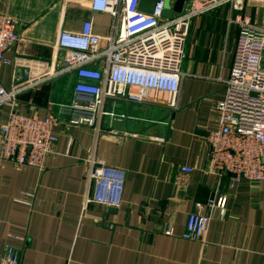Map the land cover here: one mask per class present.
Listing matches in <instances>:
<instances>
[{"label": "crops", "instance_id": "1", "mask_svg": "<svg viewBox=\"0 0 264 264\" xmlns=\"http://www.w3.org/2000/svg\"><path fill=\"white\" fill-rule=\"evenodd\" d=\"M249 5L252 19L264 21ZM0 14L17 22L20 38L0 71L8 90L35 78L26 61L63 66L61 31L81 32L93 20L95 32L105 36L112 23L78 0H0ZM237 16L225 6L191 22L177 111L167 106V94H153L157 103L108 101L106 111L115 118L104 117L100 131L69 127L64 107L74 98V72L41 76L21 91L16 106L0 111V128L12 110L62 120L53 129L55 153L41 169L3 159L0 147V264L8 247L21 255V264H264V182L233 187L228 176L204 173L207 137L220 126L215 108L226 99L239 35L231 20ZM91 161L124 173L118 208L84 205L93 193L86 181ZM27 194L34 195L32 205L19 202ZM220 194L229 196L227 217L214 213L202 240H185L196 204Z\"/></svg>", "mask_w": 264, "mask_h": 264}, {"label": "built area", "instance_id": "2", "mask_svg": "<svg viewBox=\"0 0 264 264\" xmlns=\"http://www.w3.org/2000/svg\"><path fill=\"white\" fill-rule=\"evenodd\" d=\"M142 1L78 0L88 3L94 14L112 18L108 33L97 34L93 20L85 21L81 32L61 31L57 47L66 52L63 66L57 69L56 61H26L35 78L9 90L0 82V111L16 106L21 91L41 82V76L53 79L69 72L77 77L73 101L64 107L69 127L100 131L104 117L115 118L106 111L108 101L157 103L153 94H167V106L177 111L190 24L200 15L227 6L238 14L231 23L238 25L239 35L231 75L225 81L226 99L215 108L220 126L207 137L204 173L228 176L233 187L243 181L264 182V26L247 13L251 0H184L180 13L174 12L178 0H156L151 13L140 9ZM167 10L173 11L171 18L164 16ZM16 26L13 18L0 14V71L10 64L6 53L20 41ZM61 124L56 115L41 120L10 111L0 128L2 158L21 168H43L56 150L58 139L53 129ZM89 167L86 181L93 186V193L85 198L84 205L118 208L125 189L124 173L95 161ZM181 172L192 174L193 169L181 167ZM33 198L27 194L19 202L32 205ZM228 200V195L220 194L197 203L183 238L202 240L214 213L222 219L227 217ZM166 234L171 235L172 230ZM1 264H21V255L8 247Z\"/></svg>", "mask_w": 264, "mask_h": 264}, {"label": "water", "instance_id": "3", "mask_svg": "<svg viewBox=\"0 0 264 264\" xmlns=\"http://www.w3.org/2000/svg\"><path fill=\"white\" fill-rule=\"evenodd\" d=\"M156 0H143L141 3V10L146 12V13H151V11L155 7ZM184 6V0H178V2L175 5L174 12L180 13L183 9ZM173 15V11L167 10L164 13V16L166 18H171Z\"/></svg>", "mask_w": 264, "mask_h": 264}, {"label": "rangeland", "instance_id": "4", "mask_svg": "<svg viewBox=\"0 0 264 264\" xmlns=\"http://www.w3.org/2000/svg\"><path fill=\"white\" fill-rule=\"evenodd\" d=\"M250 11L252 14H256L255 16H263L264 17V1L263 0H251L250 1ZM258 23L264 26L263 20H258Z\"/></svg>", "mask_w": 264, "mask_h": 264}]
</instances>
